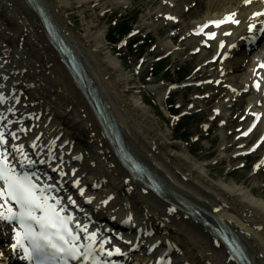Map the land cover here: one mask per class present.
<instances>
[{"label": "bare ground", "instance_id": "obj_1", "mask_svg": "<svg viewBox=\"0 0 264 264\" xmlns=\"http://www.w3.org/2000/svg\"><path fill=\"white\" fill-rule=\"evenodd\" d=\"M17 1V5L15 6L14 3H12L10 0H0V9L5 8L7 9L8 13H21L18 12L19 9L23 7L22 0H15ZM89 1H95V0H75V4L79 3H86ZM98 2H108L115 6H126L129 5L130 0H96ZM228 2V5H225L222 7L225 2ZM264 0H250V2H246V0H216L217 7L219 10H217L216 14H220L224 10H234V14L232 15V18L234 21H237L238 23L231 22L230 25L225 26L227 29L230 30V33H232L235 30H246V27L249 28L250 25H253L257 22L256 18L254 17V12L257 10L259 5H262ZM22 4H21V3ZM66 2V0H53V3L56 7L60 9V12L63 11L61 6ZM216 7V8H217ZM233 7V8H231ZM207 8V7H205ZM215 8V9H216ZM18 11H17V10ZM214 9V10H215ZM213 11H205L200 16V22L205 21L204 19H210L212 16ZM206 19V20H207ZM232 20V21H233ZM58 26L61 28L62 33L69 39L71 33V29H75V31H79V27H76L75 25H71V28L66 26L64 22L57 21ZM235 24V25H232ZM91 26V25H90ZM220 29V28H218ZM258 29V28H257ZM224 30H222L223 32ZM249 31V30H248ZM10 33V36L12 38H15L16 31H8ZM91 32V33H89ZM88 33L92 37H90L87 33L78 34L82 42L87 43V45L91 48L93 46L101 47L102 38L98 37L99 29L90 30ZM221 32V33H222ZM242 34L239 32L236 40L240 38V35ZM226 38L229 40V42H233L232 35L226 36ZM241 41V40H240ZM77 43V42H76ZM75 43V44H76ZM235 47L238 46L235 42ZM45 42L41 44V48L37 50L38 55L39 52L44 55V57H49L47 52H49V49H46ZM72 44L74 45V42L72 41ZM78 51V50H77ZM18 54L24 55L25 53L22 51H16ZM7 55L8 52H6ZM97 52L95 56H97ZM28 56V55H27ZM23 57V56H22ZM8 59L7 57H1L0 58V98H2L4 95L8 96V94H11L12 90L16 89V84L19 83H35L36 87L38 86V89L42 88L45 92L51 94L49 97V101H52L54 105H51L48 101H40V108L38 109V112L34 111L30 107H24L23 102L19 99L17 96L21 93L20 90H16L17 93L13 95V97L9 98L7 102L10 104H6L2 106V109L10 108L12 109L11 114L9 115V119L15 118L13 121L14 127L17 128L19 126H26L27 123H25L22 120L23 116L28 117L29 114H39V112L44 111L45 115L50 117L51 119H58V121L61 124V127L45 132L44 135H42L39 139L40 143L47 142L46 147H41L42 144H39L38 150L35 151L34 155L38 160H41L43 157H48L52 154H57L59 152V156L64 155V152L66 149H71L72 147L69 145H58L60 144V141L58 139V136L61 134V132H64V136L67 135L70 141H68L69 144H71V140H75L76 147L72 150L73 155H78L72 160H75L73 163H92L90 165L94 166L95 161L92 158L91 154H96V159L106 157L109 154L112 158L108 159V162L113 161L116 165L115 168H107L106 166H109V163H106L105 161H101L102 164L101 168L102 171L106 173L111 180H116V183L114 184V188H116V191L118 192V200L113 203V205L109 204H99L98 206H92L95 207L94 209L92 207H89V211L93 212V215L95 218H98L99 216L106 215L108 216L109 213L112 214L113 217H119L122 216H129L131 211L133 212V208L135 206V210L141 214L135 215L134 214V221L132 223H122L120 222L119 226H124L127 231H130L132 228L131 226L134 223H137L140 228L138 231V239L139 243H143V247L137 251V254L140 256H144L141 259H139L140 263H147L150 260V257L154 256L155 254L162 255L165 250L162 246H160V243L158 242L157 246L154 248V251H152L150 254L146 253L147 249L150 245L155 244L158 239L161 241H165L166 239H169L168 246L170 247L181 249L182 254H179V256L184 257V259L190 264H229L225 263V258L223 257L222 251H214V254L210 251L209 248V241L207 236L202 232L204 228L201 224L195 222V219H197L196 216H188L185 217L184 212L185 210H189L187 208H184L182 205H180L175 212H171L168 209H166V198L173 199L171 193L169 190L176 189L178 190L179 194L185 199V202L190 205H195L198 208L201 209L202 213L204 215L210 214V212H213L216 216L222 217L229 221L233 227L236 229L237 233L240 234V237L243 241V243L246 244L249 254L255 264H264V198L260 196H256L250 188H245V186L242 183H238L234 180L225 181L224 179H221L219 182L212 181L208 179L206 176L201 174L204 171V168L201 167L199 164H194L185 161V158L180 156L178 153H168L166 156L171 157V166L172 164L178 163L176 165L182 172L181 174L178 173L179 177L182 178L183 175H186L187 177H191L192 179H198L199 182H201L203 185H205L207 188L213 191L211 194L212 197H208L206 194L207 191H204L205 188L201 185H191L190 183L187 184L188 181L185 179L183 182H175L171 178H166L161 171L157 168L156 163L147 155H144L142 153L137 154V156L150 164L158 173L160 177L163 178L166 186L165 192L161 196H157L156 194L152 193L147 187H145L142 183L136 181L131 177V179H128L125 173V168L122 167L119 160L117 159V156L113 152L111 147H107V142L105 140V136L103 137V132H100L98 136L90 135L88 134L89 129L93 127H98L99 125L93 115V113L90 111L89 106L85 102L84 98L79 93L77 86H75V81L71 78L67 68L61 64L59 61L57 65L60 68V71L58 73H55L56 78L54 76L48 75V79L52 80L55 83H48L45 80L44 74L47 75L46 71L49 69L46 68L44 65L40 64L39 61L35 58H25L22 59L20 62H23L24 67L26 69V72L22 73V71L14 76L11 74V64L8 63V61L3 62L4 59ZM34 62V65L36 67H30V64ZM34 69L35 73L32 71ZM117 68L121 69V65L114 59L110 58V62H102V66H100V71L97 72V76L95 75L96 72H94L93 68L91 69L89 73L93 77L94 81L96 82V85L99 87L100 93L103 95L104 99L112 104L113 106V113L117 117V119L124 124V132L128 134L129 142L127 145L132 149H134L133 143L130 138L129 130L133 131V128L137 129L142 128L143 131H141L145 135V144L150 147V149L159 148L161 151L165 152L169 150V146L166 144L167 138H165L163 135H160L155 127L154 124L151 123L148 119V115L145 111L142 109V102H140L139 96L136 93L139 86L137 85L138 82L132 83V85L128 84L126 80H124V74L121 73L120 70H117ZM40 69V70H39ZM93 70V71H92ZM51 72H54V70L51 69ZM8 75L10 76L9 79ZM106 75H110V78ZM62 77L66 78V82L61 83L63 81ZM124 78V79H123ZM104 80V81H103ZM229 81V80H228ZM7 82V83H6ZM130 87H133L130 89ZM55 89V91L53 90ZM130 89V90H129ZM8 93V94H7ZM44 95L48 96V94ZM73 93H77L79 95V99H72L70 96H74ZM40 94V92H39ZM61 96H64L65 98H62ZM118 97L122 101V107L126 108V112L122 114L118 108V103L115 101H112L111 98ZM18 103V106H14ZM20 107L17 112H14V109ZM70 107V109H69ZM72 107V108H71ZM257 110H261L264 112V103L260 104ZM1 112V110H0ZM47 112V114H46ZM30 119V118H29ZM33 121V119H30ZM35 120V119H34ZM128 120V121H127ZM264 120V116L261 118V121ZM31 121V122H32ZM126 122H129L131 124H127ZM261 123V122H260ZM262 124V123H261ZM133 127V128H132ZM60 131V132H58ZM30 133V131H26V133H22L20 130H18V135L22 136L18 141L17 139H14L13 141L5 140L8 145L2 147L0 145V151L3 152L4 150H7L12 157L15 155L19 158H22L25 153V144L24 140L25 138L30 139L31 141L36 140L37 137L34 136L36 134L30 135L27 134ZM78 140V143H77ZM102 143L104 146V153H100V147L98 146L99 143ZM56 144V146H55ZM84 146L89 147V151L87 152ZM110 146V145H109ZM50 147H54L51 151ZM12 150L14 153H12ZM165 150V151H164ZM61 151V152H60ZM4 153V152H3ZM167 153V152H165ZM57 155V156H58ZM68 155H66V158ZM11 159V158H10ZM8 159V160H10ZM184 159V160H183ZM83 160V161H82ZM80 161V162H79ZM263 161V160H262ZM35 161L31 159L30 163H34ZM181 162L182 164H180ZM57 165V164H56ZM183 166H186V168H183ZM119 168V169H118ZM120 170V171H119ZM190 178V179H191ZM191 179V180H192ZM135 182H133V181ZM60 181H57V184H59ZM140 185L137 186L135 189L133 185ZM71 187V186H70ZM148 191V193H145L144 190ZM135 189V190H134ZM142 189V191H140ZM202 190L204 192H202ZM195 191V192H194ZM206 192V193H205ZM201 193H204L206 195L205 199L201 197ZM152 195V196H149ZM123 196V197H122ZM74 197V194H73ZM123 199L125 202L123 205L119 207L118 203L120 200ZM158 204H154V200ZM77 201L79 204L83 203L84 199L78 197ZM134 204V206L131 204ZM7 204L6 201L3 202ZM216 203H220L222 206H220L218 209L215 208V206H218ZM85 206H88L87 204ZM133 215V214H132ZM112 220V219H110ZM113 221V220H112ZM118 220L115 219L113 222ZM192 221L197 226L191 227L188 226L187 222ZM129 222V221H128ZM107 224V222H105ZM125 224V225H122ZM155 228L156 234L148 233L150 228ZM88 229H92V227H88ZM135 232V229H134ZM137 232V231H136ZM147 232V235H144V233ZM158 234H163L164 237L160 238ZM100 238L99 235H96ZM92 236L93 240H96L97 237ZM98 244L101 245V243L98 242ZM116 244H118L116 242ZM120 245V244H118ZM111 249V248H110ZM124 249V248H123ZM108 248H106V252H109ZM225 251V250H224ZM258 251H261L263 254H260L261 257H259L257 254ZM226 252V251H225ZM219 254L222 257V260L219 257ZM227 254V253H226ZM146 255V256H145ZM228 255V254H227ZM131 256V255H130ZM177 256V259H180V257ZM179 257V258H178ZM181 257V258H183ZM175 260V259H174Z\"/></svg>", "mask_w": 264, "mask_h": 264}, {"label": "rangeland", "instance_id": "obj_2", "mask_svg": "<svg viewBox=\"0 0 264 264\" xmlns=\"http://www.w3.org/2000/svg\"><path fill=\"white\" fill-rule=\"evenodd\" d=\"M164 1L165 0H132L129 4L130 8L124 9L122 7L116 8L111 5L103 7L97 3L96 0L82 4H75V0H66L63 4L65 5L63 11L68 15V18L65 19L67 23L70 22L77 25L81 28L82 32L87 33L88 35L91 33L89 32L90 30L99 29L98 37L102 38L101 51L98 53L97 57H95L96 61L92 64L96 70L102 66V62H110V58H114L121 65V69L117 68V70H120L121 73L124 74L125 79H123L126 80L128 84L132 85L135 81H141L144 83L143 85H155L150 88L142 87L143 89L138 92V96L140 102L144 101L146 103L141 104V107L149 116L148 120L154 124L156 131L160 135L166 137L167 140L171 141L172 145L169 146L170 151L178 153L185 158V161L187 162L199 164L204 168V171L201 174L208 179L215 182H219L221 179H224L225 181L234 180L238 183H242L245 188H250L256 196L264 198V170L255 169L254 172H252V160L249 156L247 157L246 165L237 168L244 160L237 157L234 160L227 162L228 157H225L227 154L221 149V147L224 146L225 151L228 152L238 145V141L235 139L237 136V131L235 129L240 122L238 116L246 112L247 99L251 94L247 93L244 96L238 97L236 101L231 102L230 99H225V95L222 93L223 89L212 86L211 83H206L202 87H196L193 89L183 87L177 89L175 92H172L173 90H171L167 95L163 93L166 80L176 78H178V80L184 79V75H187L188 71L194 65H201V63H203L210 55L211 51L206 50L208 52L205 54L189 56L187 51L194 43L190 39L185 40L182 44L175 46L177 52L173 54L176 56L171 55L172 64L164 62L165 68L166 65L168 66V64H170V73L166 72V74H162L165 70L164 68L153 77H150L152 76V73L150 72V64L154 61L156 56L162 55V52L164 53L165 51V46L172 45V41L174 40L172 37L166 35L170 28L169 23L162 22L160 16L158 19H155L156 16H154L159 7L162 6L163 8H166ZM49 2H52V0H49ZM171 2L173 3V7L171 8L176 10H179V8L185 4L189 6V10L187 12L184 11L185 14L181 16L180 22L177 25V28L182 30L189 28L191 22L200 18L205 11L219 10L216 0H172ZM225 3L223 4L225 5ZM57 13L60 15V12ZM119 18L128 20L129 24L135 23L133 25L134 27L138 26V28H141V32L138 34L139 39L134 41L129 47L123 45L119 48L116 47V45L108 44V40H103L104 34L105 36L108 34L109 28L115 29L112 23L113 20L117 21ZM0 20L3 24L12 28L7 17L2 16ZM61 20L63 21L62 18ZM120 22L118 21V24ZM68 26L70 27L71 25L68 23ZM143 26L146 30L143 29ZM113 31L116 32L114 38H117V33L119 31L117 28ZM144 31L150 32L151 39L148 36L143 43L142 37ZM71 32L82 49L84 48L83 51L84 54L87 55V58L89 60H94V57H92V48H89L81 41L75 29L72 28ZM150 44L154 45L153 50L152 48H148ZM110 46L115 47L118 54L113 53L110 50ZM5 48V46H0V49L2 50ZM24 49L28 52H34L37 50L36 45H33L32 43H26ZM142 52V59H145L141 65L142 71L137 75H132L131 68L136 62H140L138 55ZM9 54H11L10 61L14 63L13 67L20 69L22 67L20 65L21 56L19 54H14L13 52H9ZM247 60L248 58L232 60L231 66L234 69L232 74L234 84H239L241 77L245 75ZM178 65L181 66L179 70H177ZM176 70L178 72H176ZM215 72L216 66L207 64L195 73L199 74L197 76L198 79H202V77H214ZM106 76H109L110 78V75ZM35 91L39 92L38 89L32 88L30 89L29 94H27L31 99L30 102L41 97V94L38 95ZM113 98L115 97L113 96ZM43 99L44 98L42 97L41 100ZM115 99L118 101L119 106L126 110L125 107H122V101L117 98ZM216 104H218L220 110V125L219 121H211L213 117L212 107ZM163 106L169 108L172 107V115L170 114L171 117L164 115V109H162ZM176 106L178 109H176ZM177 111H179L178 115L173 116ZM183 111H186L189 116L181 118L182 115L180 113ZM180 118L181 125L174 129L176 122ZM44 120H47V118H44ZM203 122L208 124L209 128L207 130L202 127L203 124L201 123ZM54 123H56L55 125L60 124L59 121L53 120V122H50L49 128H52ZM230 130H233L231 134H229ZM90 133H95V130L90 131ZM143 146L145 149H148L144 144ZM221 151L222 154H220ZM205 161H208L209 163L204 164ZM227 164H230L231 166L228 172L225 170ZM233 167L235 169L232 171ZM97 169L100 170L101 166L100 168L97 167ZM177 171H179V169H177ZM186 178L191 177H187L186 175L182 176V179ZM195 182L199 183V180L196 179ZM208 191L213 193L210 189H208ZM219 257L222 260L221 255H219Z\"/></svg>", "mask_w": 264, "mask_h": 264}, {"label": "snow or ice", "instance_id": "obj_3", "mask_svg": "<svg viewBox=\"0 0 264 264\" xmlns=\"http://www.w3.org/2000/svg\"><path fill=\"white\" fill-rule=\"evenodd\" d=\"M246 2H250V0H246ZM255 15H264V13H256ZM228 20H231V17H227L225 21L216 22V24L219 26V23ZM231 22L237 23L234 20ZM251 30L252 26L249 27V31ZM260 67H264V63ZM4 142L3 134L0 133V144ZM3 164L4 161L0 160V181H3V187L0 188V198L6 197L19 206V223L21 228L24 229L22 233L15 232L13 249L23 248L24 258L28 260L35 259L37 264H42L40 257L46 254L67 255L72 259H77L78 249L75 244H71V241H75L77 237L67 227L66 220L59 215L53 206L47 204L45 198L36 194V187L29 178L15 176L10 170L6 171ZM37 210L42 215H35ZM16 216L17 214L13 213L11 208L8 209L7 215L0 213V219L8 221L15 219ZM29 222L37 225L39 230H34ZM89 239H92V237L90 236ZM23 240L29 242L30 248L24 247ZM116 252L119 253V249ZM109 255H112V253H109ZM84 258L87 259V255Z\"/></svg>", "mask_w": 264, "mask_h": 264}]
</instances>
